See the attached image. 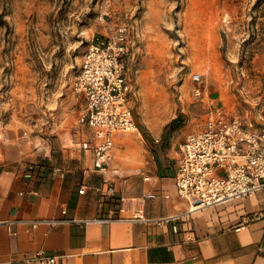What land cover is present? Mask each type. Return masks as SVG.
<instances>
[{
  "label": "rangeland",
  "instance_id": "obj_1",
  "mask_svg": "<svg viewBox=\"0 0 264 264\" xmlns=\"http://www.w3.org/2000/svg\"><path fill=\"white\" fill-rule=\"evenodd\" d=\"M119 28L138 132L118 135L141 153L215 107L264 126V0H0V128L72 149L86 134L72 90L82 56Z\"/></svg>",
  "mask_w": 264,
  "mask_h": 264
},
{
  "label": "crops",
  "instance_id": "obj_2",
  "mask_svg": "<svg viewBox=\"0 0 264 264\" xmlns=\"http://www.w3.org/2000/svg\"><path fill=\"white\" fill-rule=\"evenodd\" d=\"M202 117L154 139L145 153L134 136L114 135L106 176L93 168L98 139L86 125L61 153L20 127L0 128V221L14 222L12 233L0 226V264H34L38 253L55 256V264H264V192L191 214L177 194L179 146ZM138 208L174 220L133 222ZM33 221L41 222L33 228Z\"/></svg>",
  "mask_w": 264,
  "mask_h": 264
},
{
  "label": "built area",
  "instance_id": "obj_3",
  "mask_svg": "<svg viewBox=\"0 0 264 264\" xmlns=\"http://www.w3.org/2000/svg\"><path fill=\"white\" fill-rule=\"evenodd\" d=\"M128 54L124 28L110 36L94 38L82 56L72 83L74 94L85 101L78 122L92 129L98 139L93 149V168L103 176L109 173L113 136L137 131L127 106L130 88L124 66ZM192 80L198 82L200 75L194 74ZM179 151L175 185L177 194L189 204L188 214L264 192V126L259 130L248 129L238 116L215 107L203 115L199 129L185 137ZM84 190L82 186L79 193ZM114 192L113 186L107 188L109 195ZM130 220L160 226L174 219H151L143 208H138ZM40 222L33 221L31 226L34 228ZM13 223L0 221V226L12 233ZM243 227L241 224L236 230ZM172 229L177 232V226L173 225ZM55 260V256L38 253L29 262L55 264Z\"/></svg>",
  "mask_w": 264,
  "mask_h": 264
}]
</instances>
